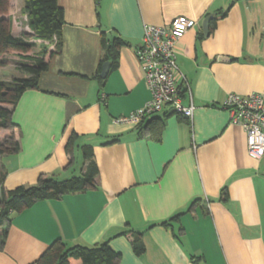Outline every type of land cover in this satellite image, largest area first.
Returning a JSON list of instances; mask_svg holds the SVG:
<instances>
[{
	"label": "crops",
	"instance_id": "obj_1",
	"mask_svg": "<svg viewBox=\"0 0 264 264\" xmlns=\"http://www.w3.org/2000/svg\"><path fill=\"white\" fill-rule=\"evenodd\" d=\"M14 1L22 12L25 0ZM58 3L62 50L48 59L39 89L20 98L14 127L0 128V143L12 134L20 145L18 153L0 156V199L41 178L82 176L85 151L98 167L96 188L12 213L0 264H35L59 239L68 246L107 242L120 254L118 264H264V156L248 153L244 129L231 123L223 106L231 93H264V0ZM210 14L216 25L204 37ZM178 17L197 23L179 41L177 56L188 82L182 102L195 111L192 119L169 107L156 114L165 127L155 141L146 124L115 120L152 99L135 55L144 26L162 27ZM102 33L127 43L104 87L95 78ZM73 134L78 138L68 153ZM135 234L145 244L142 256L131 245Z\"/></svg>",
	"mask_w": 264,
	"mask_h": 264
},
{
	"label": "trees",
	"instance_id": "obj_2",
	"mask_svg": "<svg viewBox=\"0 0 264 264\" xmlns=\"http://www.w3.org/2000/svg\"><path fill=\"white\" fill-rule=\"evenodd\" d=\"M97 3L100 0H96ZM14 10V0H0V69L8 66L5 55H12L23 59L17 69L25 77H16L12 80L0 79V128L14 127L12 113L20 98L27 90H38L39 76L48 70L49 58L59 53L63 46L64 10L58 0H25L22 14L27 17L30 33L14 36V24L11 13ZM225 15V13H224ZM216 19L210 24L212 32ZM202 39V34L199 35ZM127 43L118 36L108 37L101 34L103 56L99 65V72L95 75L100 87H104L107 78H101L103 64L111 63V70L119 65V50ZM54 46L55 50L51 48ZM181 117V116H180ZM149 127L151 140H159L165 127V122L157 115L145 118L139 125ZM78 135L73 134L69 139L66 150L72 153ZM113 140L111 144L116 142ZM20 145L14 135L0 143V156L18 153ZM86 170L82 176L67 180H58L55 177L41 178L37 185L18 186L15 189L4 191L0 199V249L5 243L10 226L12 213H21L35 203L45 200H60L65 195L86 192L96 188L98 167L91 151L84 152ZM5 176L0 175V187ZM175 216L172 220H178ZM167 224V223H165ZM131 245L137 256L145 253V244L141 234L130 237ZM120 254L112 250L107 242L96 245L76 244L68 246L63 240L54 241L41 255L35 264H118Z\"/></svg>",
	"mask_w": 264,
	"mask_h": 264
},
{
	"label": "built area",
	"instance_id": "obj_3",
	"mask_svg": "<svg viewBox=\"0 0 264 264\" xmlns=\"http://www.w3.org/2000/svg\"><path fill=\"white\" fill-rule=\"evenodd\" d=\"M196 24L191 19L178 17L162 27L144 26L142 44L135 49V55L143 69L152 99L130 116L116 119V123L139 125L145 118L161 113L167 107L187 119L193 118L194 104L185 106L182 102L188 82L177 63V56L179 41ZM223 106L230 113L231 123L244 129L248 153L254 158H262L264 93L249 96L231 93Z\"/></svg>",
	"mask_w": 264,
	"mask_h": 264
},
{
	"label": "rangeland",
	"instance_id": "obj_4",
	"mask_svg": "<svg viewBox=\"0 0 264 264\" xmlns=\"http://www.w3.org/2000/svg\"><path fill=\"white\" fill-rule=\"evenodd\" d=\"M15 2V1H14ZM15 7V5H14ZM13 13V14H12ZM12 18L15 16V17H18L17 18V22L18 24L15 25L14 24V31H15V35H20L21 33H27V32H30L29 31V28H28V25H27V21L24 17V15L22 14V12L20 10H18L16 7L14 8V10L12 11ZM17 27H20L21 29H18ZM14 57V58H12ZM15 56L14 54L12 55H5L2 59H7L9 60V63H8V66L0 69V78L4 79V80H7V79H13V78H16V77H19L20 75H23L25 76V74L21 73L18 71L17 67H16V64L18 65V63H24L23 59L19 58ZM12 136V134H11ZM78 164L76 163L75 167L77 166ZM78 170H80L78 168ZM77 176H80V171L79 173H77Z\"/></svg>",
	"mask_w": 264,
	"mask_h": 264
},
{
	"label": "water",
	"instance_id": "obj_5",
	"mask_svg": "<svg viewBox=\"0 0 264 264\" xmlns=\"http://www.w3.org/2000/svg\"><path fill=\"white\" fill-rule=\"evenodd\" d=\"M215 18V15L214 14H210L208 15L204 22H203V36L204 37H207L210 33V24H211V21ZM218 60L220 62H226V61H230V59L228 57H224V56H220L218 57ZM111 70V63L109 61L105 62L103 64V67H102V71H101V74H100V77L101 78H106L109 74Z\"/></svg>",
	"mask_w": 264,
	"mask_h": 264
}]
</instances>
